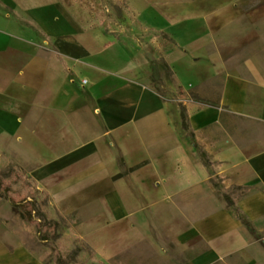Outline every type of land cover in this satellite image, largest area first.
Instances as JSON below:
<instances>
[{
	"label": "crops",
	"instance_id": "obj_1",
	"mask_svg": "<svg viewBox=\"0 0 264 264\" xmlns=\"http://www.w3.org/2000/svg\"><path fill=\"white\" fill-rule=\"evenodd\" d=\"M131 5L195 69L202 53L215 48L224 70L225 60L258 40L256 25L264 20V0H131ZM237 31L244 35L219 46L222 35ZM112 39L87 49L90 62L67 74L16 19L12 0H0V152L50 193L76 234L105 259L146 245L166 260L182 255L180 264L229 259L264 264L263 243L227 207L223 193L233 185L250 186L237 192V204L258 232L264 224V148L251 152L224 134L222 109L190 98L165 99L148 85L143 67H121L127 65L125 54H113ZM71 40L78 44L74 35ZM178 102L187 106L192 129L218 124L222 136H207L200 145L193 131L187 135ZM203 145L218 164L219 187L200 161ZM18 238L23 247L1 249L0 264H46Z\"/></svg>",
	"mask_w": 264,
	"mask_h": 264
},
{
	"label": "rangeland",
	"instance_id": "obj_2",
	"mask_svg": "<svg viewBox=\"0 0 264 264\" xmlns=\"http://www.w3.org/2000/svg\"><path fill=\"white\" fill-rule=\"evenodd\" d=\"M12 3L16 19L27 25L38 37L40 50L56 56L67 74L76 71L74 68L80 71L83 63L90 62L87 49H94L95 45L113 37L117 43L113 39L110 42L112 52L114 55L118 51L125 54L122 61L127 65L116 60L112 64H121L123 68L143 67V77L148 85L165 99L189 98L188 83L190 88L209 83V86L201 88L202 94L211 93L207 91L208 87L222 89L223 93L227 90L222 106L221 102L220 106L210 105L226 113L223 133L230 134L241 147L251 152L264 148V20L256 25L258 40L225 60L224 70L223 65H218L221 60L215 56V48L202 53L204 60L195 69L189 58L188 62L184 60L185 55L171 38L152 27L147 16L132 7L131 0H12ZM72 23H77V28L72 29ZM72 35L76 37L77 45L72 42ZM242 35L244 32L240 31L224 34L219 46L223 47ZM72 50L78 55L72 54ZM205 127L194 130L200 145L205 136H222L220 126L202 130ZM3 155L4 164L18 163L15 158ZM71 221L67 218V225L61 226L59 240L53 243L65 253H71L80 243ZM6 224L44 262L55 264L51 248L42 242L33 221L22 219L10 201L0 194V250L7 252L21 249L23 245L18 236ZM258 226L257 236L264 240V224ZM79 256L82 264H180L183 260L182 255L166 260V256L146 245L113 260L101 257L92 249L89 252L83 250ZM236 262L237 259H229L226 264Z\"/></svg>",
	"mask_w": 264,
	"mask_h": 264
},
{
	"label": "trees",
	"instance_id": "obj_3",
	"mask_svg": "<svg viewBox=\"0 0 264 264\" xmlns=\"http://www.w3.org/2000/svg\"><path fill=\"white\" fill-rule=\"evenodd\" d=\"M166 36V35H165ZM209 83H202L200 86L192 87L188 91V97L200 104H207L213 106H220V102L223 95L222 89L215 90L212 87H208L207 91L211 93L202 94L201 88L205 87ZM209 86V85H208ZM201 92V93H200ZM180 106L181 121L183 123V128L186 130L187 135L191 136L194 129L191 127L189 121L188 108L183 102H178ZM225 112H221L220 120L224 125ZM217 125H209L204 129H213ZM217 137H209L210 140H216ZM206 138V136H205ZM200 161L206 165L209 170V179L215 187H219L223 181L217 172L216 164L211 159V155L204 145L201 147ZM3 153L0 152V194L3 198L10 201L13 208L17 210L21 218L24 220H31L35 224L38 233L40 234V239L52 250L54 256L55 264H82L79 259V254L86 250L89 252L91 247L86 244L79 236V245L71 252L65 253L60 247H56L53 243L57 242L61 236V226L67 225V217L63 212L53 203V198H51L50 193L46 189H42L36 183V181L26 173V171L16 162L3 163ZM145 163L136 165L130 168V171L135 170ZM122 174L116 175L115 178L121 177ZM250 189V186H236L230 187L223 191L226 200L227 207L233 209L236 218L243 222L246 229L254 234L264 245V241L261 237L257 236L256 228L253 223L250 222L241 207L237 204V192L246 193ZM82 245L84 247H82ZM87 247V248H85ZM46 263V262H45ZM47 264V263H46Z\"/></svg>",
	"mask_w": 264,
	"mask_h": 264
},
{
	"label": "built area",
	"instance_id": "obj_4",
	"mask_svg": "<svg viewBox=\"0 0 264 264\" xmlns=\"http://www.w3.org/2000/svg\"><path fill=\"white\" fill-rule=\"evenodd\" d=\"M87 82H88V79H86V78L82 79V84H83V85H84V84H87Z\"/></svg>",
	"mask_w": 264,
	"mask_h": 264
}]
</instances>
